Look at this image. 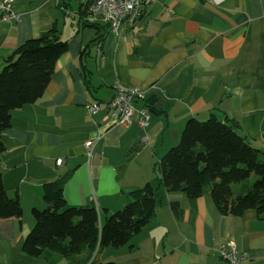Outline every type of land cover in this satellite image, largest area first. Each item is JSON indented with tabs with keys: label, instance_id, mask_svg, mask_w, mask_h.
Wrapping results in <instances>:
<instances>
[{
	"label": "crops",
	"instance_id": "1",
	"mask_svg": "<svg viewBox=\"0 0 264 264\" xmlns=\"http://www.w3.org/2000/svg\"><path fill=\"white\" fill-rule=\"evenodd\" d=\"M12 11L18 21H0V72L18 47L54 27L69 49L42 99L13 111L2 134L0 176L24 215L0 219V264H68L56 254L33 259L22 252L33 209L48 207L45 184L68 178L67 204L93 206L104 223L132 202L133 191L156 185V163L192 118L206 121L213 114L264 151V0L220 6L158 0L135 24L124 25L121 36L108 25L86 23L78 0H17ZM116 85L138 87L161 105L160 113L151 109L148 143L139 142L144 131L137 123L110 120L107 104ZM94 103L102 105L95 115L89 110ZM160 193L154 220L130 245L103 251L101 262L228 264L220 247L232 242L246 255L242 264H264V216L254 210L222 215L210 194L189 199L163 187Z\"/></svg>",
	"mask_w": 264,
	"mask_h": 264
},
{
	"label": "trees",
	"instance_id": "2",
	"mask_svg": "<svg viewBox=\"0 0 264 264\" xmlns=\"http://www.w3.org/2000/svg\"><path fill=\"white\" fill-rule=\"evenodd\" d=\"M68 49L54 27L26 41L5 59L0 72V152L5 149L2 134L11 126L12 112L42 99ZM153 100L146 105L162 112ZM237 128L213 114L206 121L190 119L181 141L156 163L157 185L148 183L133 191L132 202L104 223L93 206L67 204L64 187L68 178L45 184L48 207L33 209L35 223L25 239L23 254L33 259L56 254L68 264H115L101 262L100 254L130 245L154 220L161 187L166 193H183L189 199L210 194L218 212L225 216L239 217L248 210L264 216V151L241 136ZM172 209L175 217L181 218L176 204ZM23 215L20 199L9 196L0 176V219L21 220Z\"/></svg>",
	"mask_w": 264,
	"mask_h": 264
},
{
	"label": "built area",
	"instance_id": "3",
	"mask_svg": "<svg viewBox=\"0 0 264 264\" xmlns=\"http://www.w3.org/2000/svg\"><path fill=\"white\" fill-rule=\"evenodd\" d=\"M17 0H0V21H18L19 16L12 11V5ZM82 5L86 16V23H101L108 25L112 33L121 36L123 26L135 24L146 11L158 0H78ZM209 3L220 6L226 0H206ZM116 94L107 104L109 118L115 126L127 127L137 123L138 127L144 131L139 142L143 145L148 143L145 129L151 119V110L146 105V95L138 87H122L116 85ZM143 104L136 107L135 104ZM102 108L99 103L89 106L90 113L95 115ZM94 144L86 143L88 156H92ZM63 160L57 161L62 165ZM98 250L95 253V257ZM220 256L228 264H242L246 260V255L239 253L234 243H228L220 247Z\"/></svg>",
	"mask_w": 264,
	"mask_h": 264
},
{
	"label": "rangeland",
	"instance_id": "4",
	"mask_svg": "<svg viewBox=\"0 0 264 264\" xmlns=\"http://www.w3.org/2000/svg\"><path fill=\"white\" fill-rule=\"evenodd\" d=\"M138 105H139V104H137V103L135 104L136 107H139ZM181 139H182V135H181V137H180L178 143L181 141ZM252 183H253V182H252ZM155 184L157 185V183H155ZM123 208H124V207H123Z\"/></svg>",
	"mask_w": 264,
	"mask_h": 264
},
{
	"label": "water",
	"instance_id": "5",
	"mask_svg": "<svg viewBox=\"0 0 264 264\" xmlns=\"http://www.w3.org/2000/svg\"><path fill=\"white\" fill-rule=\"evenodd\" d=\"M158 108L160 109L161 108V105L159 104L158 105ZM229 116H231V114H229ZM176 136H178V134L177 135H175V138L177 139V137Z\"/></svg>",
	"mask_w": 264,
	"mask_h": 264
}]
</instances>
